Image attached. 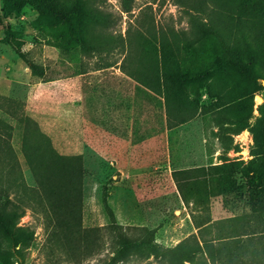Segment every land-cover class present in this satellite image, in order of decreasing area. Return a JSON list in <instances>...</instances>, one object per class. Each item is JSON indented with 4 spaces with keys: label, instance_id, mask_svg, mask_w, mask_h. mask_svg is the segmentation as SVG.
<instances>
[{
    "label": "rangeland",
    "instance_id": "1",
    "mask_svg": "<svg viewBox=\"0 0 264 264\" xmlns=\"http://www.w3.org/2000/svg\"><path fill=\"white\" fill-rule=\"evenodd\" d=\"M86 3L101 11L107 24L92 29L90 37L108 36L109 51L84 53L30 6L4 18L0 3V119L11 125V144L26 181L33 183L21 151L25 127L46 135L58 153L81 156L84 169L81 226L88 249L75 257L50 247L41 216L27 210L18 225L28 227L33 238L22 248L23 264H100L120 239L145 235L164 247L190 237L200 242L216 236L218 228L203 229L210 222L259 211L253 129L264 134V87L252 94L237 74L221 71L214 82L219 94L207 96L203 82L197 114L167 128L162 97L127 75L130 65L150 69L148 55L122 39L181 44L198 39L185 45L196 56L183 54L182 67L202 69L214 55L199 24L211 19L235 35L231 18L241 0H134L130 13L122 11L121 0ZM243 4L244 21L258 32L263 59L258 67L264 73V21L249 1ZM6 27L18 34L26 57L45 66L43 78L31 76L2 42ZM186 169L176 181L173 172ZM19 261L14 256L9 263ZM194 261L209 264L204 254ZM117 264L162 263L130 254Z\"/></svg>",
    "mask_w": 264,
    "mask_h": 264
},
{
    "label": "trees",
    "instance_id": "2",
    "mask_svg": "<svg viewBox=\"0 0 264 264\" xmlns=\"http://www.w3.org/2000/svg\"><path fill=\"white\" fill-rule=\"evenodd\" d=\"M134 0H121L122 11L130 13ZM244 1L234 10L231 24L235 35L228 34L224 27L206 19L199 24L198 31L212 41L211 63L198 70L183 68V54H193L185 45H193L198 39L181 44L177 40L154 37L122 39L125 46L133 44L142 48L149 57L150 69L131 66L127 75L162 97L167 128H174L192 119L199 110L202 83L207 96L218 95L214 82L221 71L234 72L255 93L264 87V73L260 71L259 39L255 25L247 24L242 15ZM252 9L264 21V0H247ZM4 18L30 6L45 23L60 26L70 41L78 43L84 53L110 50V38L102 32V40L92 39L90 31L97 26L106 27L103 13L89 7L86 0H0ZM232 31V30H231ZM16 32L6 27L2 42L12 47L29 68L31 76L43 78L45 66L29 60L20 50ZM189 52V53H188ZM192 52V53H191ZM139 64V63H138ZM202 107V106H201ZM11 125L0 119V264H11L16 256L23 264L22 248L28 247L33 232L18 225L19 220L30 210L40 215L49 246L66 249L67 256L87 248L89 242L81 226L83 203L84 169L81 156L63 155L52 146L51 140L41 132H30L28 127L22 134L21 151L33 183L26 181L21 164L11 144ZM243 128L235 130V134ZM37 131V130H36ZM261 132V133H260ZM253 129L254 155L259 167L261 209L216 222L203 229L218 228L214 238L194 237L182 240L173 247L154 243L148 235L137 240L120 239L119 247L100 264H117L130 254L140 257L153 256L162 264H197L194 259L204 254L209 264H264V134ZM189 170L173 172L177 174ZM181 191V186L178 184ZM81 255V254H80ZM79 257V256H77ZM205 264V263H202Z\"/></svg>",
    "mask_w": 264,
    "mask_h": 264
},
{
    "label": "bare ground",
    "instance_id": "3",
    "mask_svg": "<svg viewBox=\"0 0 264 264\" xmlns=\"http://www.w3.org/2000/svg\"><path fill=\"white\" fill-rule=\"evenodd\" d=\"M261 98V97H260ZM257 101H259V99L257 98Z\"/></svg>",
    "mask_w": 264,
    "mask_h": 264
}]
</instances>
